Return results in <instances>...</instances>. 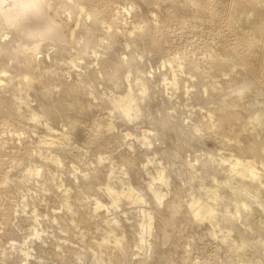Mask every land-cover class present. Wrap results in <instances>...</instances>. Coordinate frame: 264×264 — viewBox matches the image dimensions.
<instances>
[{"label": "rangeland", "instance_id": "rangeland-1", "mask_svg": "<svg viewBox=\"0 0 264 264\" xmlns=\"http://www.w3.org/2000/svg\"><path fill=\"white\" fill-rule=\"evenodd\" d=\"M197 1L180 0L176 7L175 0H49L47 14L58 23L61 42L33 37L28 50L15 41L25 21L18 31L2 30L0 17V264H59L63 258L73 264H144L149 258L151 264H264V247L252 239L264 236V0ZM93 33L90 48L84 47L83 37ZM117 63L124 82L111 76ZM129 87L134 97L149 92L134 107L142 116L120 119L121 108L105 116L106 101ZM69 100L78 107H68ZM34 112L39 116L31 118ZM236 156L258 166L255 173L249 164L240 166L246 190L237 218L226 224L233 205L228 195L244 187L229 174ZM142 167L140 179L126 173ZM108 185L130 199L114 206ZM156 191L164 196L159 205ZM139 196L144 201L135 203ZM210 204L212 218L205 214ZM156 212L143 246L164 223L169 242L141 250L139 223ZM249 217L257 224H247ZM248 238L249 249L229 251L232 242Z\"/></svg>", "mask_w": 264, "mask_h": 264}, {"label": "bare ground", "instance_id": "bare-ground-1", "mask_svg": "<svg viewBox=\"0 0 264 264\" xmlns=\"http://www.w3.org/2000/svg\"><path fill=\"white\" fill-rule=\"evenodd\" d=\"M6 1H9V4H8V6H4L3 4H4V2H6ZM176 2H175V6L176 7H178L179 5H180V0H175ZM233 1V0H232ZM242 1V0H241ZM189 2L191 3V4H196L198 1L197 0H189ZM234 4V3H233ZM235 5V4H234ZM48 6H49V0H0V17H1V19L3 20V25L4 26H2V30H5L6 28H9V27H13V29H15L16 31H18V25H19V22L20 21H25V23L23 24V30H22V36H21V38H19V36L15 39V41H17L18 42V44L19 45H23L24 46V48L26 49V50H28V49H30V48H32V46L31 45H28V40H30L31 38H33V37H43V38H51V39H54V40H60V42H61V39H62V37H61V35H60V33H59V29H58V23L53 19V18H51V17H49V15L47 14V8H48ZM70 9V8H69ZM71 10V9H70ZM212 10V9H211ZM252 11H253V9H252ZM231 12V11H230ZM94 14V13H93ZM95 18V17H94ZM92 31V30H91ZM90 33V32H89ZM92 33V32H91ZM226 33V32H225ZM93 35H94V33L93 34H90V35H86V36H84L83 37V45H84V47H88L89 46V48H90V43H93V42H91V41H93ZM215 37V36H214ZM209 40V39H208ZM225 41V40H224ZM216 42H217V40H216ZM113 43V42H112ZM208 43V42H207ZM221 43H223V42H221ZM238 43V42H237ZM210 44V43H209ZM235 44V43H234ZM215 45V44H214ZM224 45V44H223ZM251 45V44H250ZM139 46V45H138ZM235 46V45H234ZM20 47V46H19ZM229 48H230V46H228ZM212 48V47H211ZM215 48V47H214ZM227 48V47H226ZM209 49V48H208ZM218 49L220 50V47H218ZM240 49V48H239ZM238 49V50H239ZM9 51L11 50V48H9L8 49ZM85 50H87V49H85ZM91 50V49H90ZM213 50V49H212ZM217 50V49H216ZM218 51V50H217ZM216 51V52H217ZM256 51V50H255ZM87 52H88V50L86 51V54H87ZM7 53V52H6ZM13 53V52H12ZM209 53V52H208ZM232 53V52H231ZM9 54V53H8ZM85 54V53H84ZM236 54V53H235ZM240 54V53H239ZM244 54V53H243ZM111 55V54H110ZM219 55V54H218ZM217 55V53H216V56H218ZM225 55H227V54H225ZM231 56H232V54H230ZM237 55V54H236ZM256 55H258L257 54V51H256ZM4 56V55H3ZM7 56V55H6ZM19 56H21V55H19ZM22 56L25 58L26 56H27V54L25 53V54H22ZM228 56V55H227ZM22 57V58H23ZM133 57H135L134 56V54H133ZM224 57V56H223ZM230 57V56H229ZM250 58H252L251 57V54H250ZM20 59V58H19ZM26 59H28V58H26ZM108 59V58H107ZM0 60H1V58H0ZM105 60V59H104ZM254 59H252V61H253ZM134 61V60H133ZM228 61V60H227ZM2 63H3V61H1ZM137 62V61H136ZM229 62H232V60L231 61H229ZM247 62V61H246ZM101 63H103V61L101 62ZM119 63H120V61H119ZM233 63V62H232ZM138 64V63H137ZM29 65V64H28ZM28 65H26V66H28ZM31 65V64H30ZM117 65H119L118 63H117ZM228 65V64H227ZM114 66H116V64L114 65ZM134 66V65H133ZM230 66V65H229ZM235 67H236V65H234ZM233 66V67H234ZM237 66H239V65H237ZM242 65H240V67H241ZM21 67H24V65L23 66H21ZM29 67V66H28ZM232 67V68H233ZM240 67H237V68H240ZM208 68V67H207ZM242 68L244 69V67L242 66ZM252 68V67H251ZM137 69V68H136ZM228 69V68H227ZM235 69V68H234ZM233 69V70H234ZM241 69V68H240ZM243 69H241V70H243ZM125 70V69H124ZM123 70V68H122V66L121 65H119V66H117V67H115V70H114V72L112 73V75L111 76H115L116 77V75L118 76H121V81H123L124 82V78H125V73L123 72L124 71ZM132 70H133V68H132ZM230 70H231V68H230ZM108 71V70H107ZM133 71H135V70H133ZM245 71V70H244ZM228 72V71H227ZM233 72V71H232ZM246 72V71H245ZM248 72V71H247ZM246 72V73H247ZM107 73V72H106ZM109 73V72H108ZM107 73V76H105L106 77V79H107V77H109V79H111V77L110 76H108L109 74ZM236 73V72H235ZM237 74V73H236ZM34 75V74H33ZM118 76V77H119ZM114 77V78H115ZM96 79V78H95ZM95 79H94V81H95ZM113 79V78H112ZM88 80V79H87ZM92 80V79H91ZM97 80V79H96ZM108 80V79H107ZM116 80H118V79H116ZM262 80V79H261ZM90 82V81H89ZM115 82V81H114ZM116 83V82H115ZM118 83H119V80H118ZM122 83V82H121ZM138 83H141V81H140V79H137L136 80V84H138ZM36 85V84H35ZM117 85H120V84H117ZM250 85H252V84H250ZM118 87V86H117ZM32 88V87H31ZM20 89V88H19ZM33 89V88H32ZM248 89H249V86H244L241 90H240V93L241 94H244L245 92H247L248 91ZM16 90H18V88L16 89ZM22 90V89H21ZM213 91V90H212ZM19 92V91H18ZM30 92H32V91H30ZM52 92V91H51ZM14 93V92H13ZM16 93V92H15ZM21 94V93H20ZM148 94H149V92H148V90L147 89H143V91L139 94V95H137V96H132V87H129L125 92H123L121 95H119V96H117V97H113V98H109L107 101H106V106L105 107H107L106 109H107V112H104L105 114L107 113L108 115H110L111 117L112 116H114V114H115V110H118V109H120L121 108V110L116 114L120 119H124V120H134V119H138V117H141L139 114H137V113H135V111H134V107L138 104V103H140V102H142L147 96H148ZM211 94V93H210ZM18 95V94H17ZM212 95V94H211ZM217 95V94H216ZM198 96V95H197ZM211 97V96H210ZM58 98V97H57ZM65 100H67V99H65ZM127 100H131L132 102H130V104L128 105V106H126V107H124L123 105H124V103L127 101ZM27 101V100H26ZM55 101V100H54ZM58 102V101H57ZM203 102V101H202ZM214 102V101H213ZM9 103H11V102H9ZM65 103H66V105L68 106V107H71V108H76V107H78V101L77 100H73V101H65ZM225 103V102H224ZM219 104V103H218ZM11 106V105H10ZM40 106V105H39ZM42 106V105H41ZM47 106V105H46ZM218 106V105H217ZM138 107V106H137ZM222 107V106H221ZM38 109H39V107H38ZM67 109V108H66ZM137 109V108H136ZM163 109V108H162ZM41 111H42V109H41ZM68 111V110H67ZM16 113H18V112H16ZM39 114V113H38ZM37 113H32L31 115H30V117L31 118H35V117H38L39 115H38ZM48 113L47 112H45V113H43V116H41L44 120H45V122L49 119V117H48V115H47ZM59 114V113H58ZM67 114V113H66ZM107 114L105 115V116H107ZM101 115H102V113H101ZM60 116V115H59ZM166 116V115H165ZM228 116H229V114H228ZM257 116V115H256ZM104 117V116H103ZM258 117V116H257ZM101 119H103V118H101ZM51 120V119H50ZM72 120V119H71ZM256 120V119H255ZM87 122V121H86ZM89 123V122H88ZM163 123L165 124V127H169L170 126V120L168 119V118H166L165 120H163ZM69 125L70 126H74V123L71 121L70 123H69ZM86 125H87V123H86ZM182 128V127H181ZM253 129V128H252ZM183 130V129H182ZM178 130H176V132H177ZM215 131V130H214ZM231 132V131H230ZM186 133H188L187 131H186ZM212 133V132H211ZM224 135V134H223ZM164 135L162 134V137L160 136V140L163 142V137ZM197 136V135H196ZM187 138H188V136H186ZM185 137V138H186ZM205 137H207V136H205ZM61 140L60 141H62V138H60ZM64 139V138H63ZM59 140V139H58ZM65 140L67 141V139L65 138ZM184 140H186V139H184ZM64 141V140H63ZM47 142V141H46ZM51 142H52V140H51ZM185 142V141H184ZM183 142V143H184ZM62 143V142H61ZM64 143H66V142H64ZM68 143V142H67ZM66 143V144H67ZM218 143H219V141H218ZM63 144V143H62ZM221 144V143H220ZM54 145V144H53ZM59 146H60V144H58ZM165 146V145H164ZM163 146V147H164ZM54 149V148H53ZM56 151V150H55ZM214 152V151H213ZM57 153V152H56ZM61 153V152H60ZM59 154V153H58ZM130 154V153H129ZM176 155H177V152L176 151H174V152H171L170 154H168V156H169V161H170V164H171V166L173 165V163H174V159H175V157H176ZM166 156V155H165ZM100 158V157H99ZM249 157H244V158H242V157H237L236 156V158H235V165L234 166H232V167H230V169H229V174H230V177H232V178H234L235 179V181L237 182V184H241V185H243L244 187H242V188H238V187H236V186H234L233 188H232V190H231V192H230V194L228 195V198L231 200V203L233 204L232 205V209L231 208H229L228 209V216L225 218V222H226V224L227 223H233L234 221H235V219L237 218V209H236V205H237V203L239 202V200H243L242 199V196H243V192L245 193V190H246V184H244L243 183V179H244V177H245V174H244V172H242V171H239V168H240V166H242V165H245V164H249V170H250V172L251 173H255L256 172V169H255V167L256 166H258V165H256L255 164V162L257 161H255L254 163H253V161L251 160V158L250 159H248ZM58 159H60L59 157H58ZM166 159H167V156H166ZM254 159V158H253ZM202 160V159H201ZM255 160V159H254ZM219 161H221V159L219 160ZM60 162V164H61V161H59ZM141 162V161H140ZM204 160H202V162H201V164L203 165L204 163ZM226 162H228V160L226 161ZM226 162H224L223 164H225ZM145 163V162H144ZM168 163V162H167ZM210 163V162H209ZM212 163V162H211ZM218 163V162H217ZM216 163V164H217ZM175 164V163H174ZM220 164H221V162H220ZM228 164V163H227ZM256 166H255V165ZM258 164V163H257ZM261 164L264 166V161H261ZM142 165V164H141ZM144 165V164H143ZM226 165V164H225ZM203 167V166H202ZM205 167V166H204ZM209 168H212V167H210V166H208ZM217 167V166H216ZM220 167V166H219ZM218 167V168H219ZM223 166H221L220 168H222ZM258 168V167H257ZM131 169V168H130ZM206 169H208V168H206ZM215 169H217V168H215ZM238 169V170H237ZM39 170L40 169H38V171H37V174L39 173ZM210 170H212V169H210ZM218 171H219V169H217ZM203 171H205V173H206V170H203ZM208 171H209V169H208ZM207 171V173L209 174V176H210V178L212 177L213 178V176H214V172H208ZM144 172H145V167H142V168H138V169H136V170H134V171H131V170H129L128 172H126V173H128V175L129 174H134L135 175V177H137L138 179H140V177H141V175H143L144 174ZM178 173V175H182L183 174V171H178L177 172ZM132 177V176H131ZM208 177V176H207ZM191 180V182H190V184L191 185H194V180H195V177H191L190 178ZM128 181H130V180H128ZM205 181V180H204ZM208 181H209V179H207L206 181H205V183H203V186H202V190H203V192L205 193V191L206 190H208ZM161 182L162 183H167V177H164V176H161ZM208 184H207V183ZM87 185V186H86ZM152 185H154L153 183H150L149 185H148V187H150V186H152ZM85 186L86 187H89V184H85ZM144 189H146V187H144V186H141V190H144ZM250 190V189H249ZM106 193L111 197V201H112V204L114 205V206H117L118 204H120V202L121 201H124L125 199H130V197L129 196H127V193H126V195L124 194V192H122V191H119V190H117L116 188H114V187H112V186H109L108 185V187H107V189H106ZM172 193V192H171ZM129 194V193H128ZM132 194V193H131ZM155 194H156V205H159L161 202H162V200H163V198H164V196L162 195H159L158 194V192L156 191L155 192ZM183 194V193H182ZM186 194V193H185ZM174 195V194H173ZM131 196V195H130ZM177 196V195H176ZM131 198L133 199V197L131 196ZM185 198V197H184ZM136 202L135 203H137V202H143L144 201V197L143 196H139V197H136L135 199H134ZM133 200V201H134ZM196 201H192L191 203L193 204V203H195ZM184 203V202H183ZM257 204H258V202H256ZM174 205V204H173ZM177 205V204H176ZM175 206V205H174ZM169 212H170V217H175V215L179 212V209H178V207H176V208H170L169 209ZM214 212H215V208L213 207V205H208L207 206V208H206V211H205V214H206V216L208 217V218H212L213 217V215H214ZM198 215H199V213L198 212H196V214L194 215V217L195 218H197L198 217ZM149 216H150V218H149V220L147 221V223H142V222H138L139 223V225L141 226V231H140V233L135 237V244L137 245V244H139L140 245V247H141V250H142V247H143V250L144 251H148V249H149V247L153 244L155 247L156 246H158V243H168L169 242V230H168V228H165V223H164V227L163 228H161L157 233H155L154 234V238H153V241L151 242V243H149L148 245H146L145 247L143 246V240H144V236H145V234L146 233H151L152 232V229H153V224H154V221L156 220V219H159V213H154V214H149ZM193 217V218H194ZM169 219V218H168ZM172 219V218H171ZM168 221V220H167ZM134 223V222H133ZM246 223L247 224H249V225H253V224H257L254 220H253V218H251V217H249V218H247V220H246ZM260 224H262V223H260ZM119 225V224H118ZM180 228V227H179ZM217 234V233H216ZM248 235V234H247ZM108 237H109V233H107L106 235H105V237H104V239L105 240H107L108 239ZM111 239V238H110ZM252 239H254V241H255V244L258 246V247H264V236H263V234H261L260 232H259V235H257V236H255L254 238H252ZM249 240H250V238H248L247 240H239V241H234V242H232L231 243V245H230V247H229V251L231 252V253H236L237 252V250L239 249V248H247V249H249ZM230 242V241H229ZM108 243V242H107ZM175 243V242H174ZM114 245H115V243H113ZM229 244V243H228ZM122 245V238H117V240H116V246H121ZM159 247V246H158ZM219 249V248H218ZM117 252V251H116ZM161 252H163L162 251V249H161V247H160V253ZM118 253V252H117ZM4 254H5V252H4ZM44 254V253H43ZM5 255H8V254H5ZM114 255V254H113ZM152 255V254H151ZM119 256V255H118ZM2 257H4L3 256V253L2 254H0V258H2ZM46 258V257H45ZM70 259V258H69ZM252 260V261H254V259L252 258L251 259V257L250 256H244L243 257V259L242 260ZM256 259V258H255ZM9 261V260H8ZM151 261H152V259L151 258H149L148 259V261L146 262V263H144V264H151ZM256 261V260H255ZM7 262V261H6ZM42 262V261H41ZM240 262V261H239ZM75 263V262H74ZM110 263V262H109ZM1 264H3V263H1ZM12 264V263H11ZM13 264H18L17 262H14ZM38 264H47V263H38ZM59 264H73L71 261H69L67 258H63V259H61L60 261H59ZM234 264H240V263H234ZM254 264V263H253Z\"/></svg>", "mask_w": 264, "mask_h": 264}]
</instances>
